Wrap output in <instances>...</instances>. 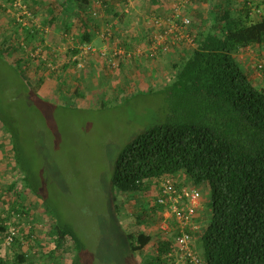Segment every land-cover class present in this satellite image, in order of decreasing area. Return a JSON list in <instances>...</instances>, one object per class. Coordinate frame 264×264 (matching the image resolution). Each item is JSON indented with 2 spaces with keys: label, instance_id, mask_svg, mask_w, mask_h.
<instances>
[{
  "label": "trees",
  "instance_id": "1",
  "mask_svg": "<svg viewBox=\"0 0 264 264\" xmlns=\"http://www.w3.org/2000/svg\"><path fill=\"white\" fill-rule=\"evenodd\" d=\"M13 1L7 0V4L12 6ZM88 1L87 7L79 14L83 18L93 19L92 26L95 31L93 36L86 34L84 38H79L77 46L68 47L67 55L96 52L95 60L99 64L105 63L110 68L119 70L122 68L123 59L129 57L126 55V43H118L125 51L123 54L113 56L111 53L114 50L110 48L109 57L101 56L99 51H82L81 48L86 44L94 46L91 43L92 37L102 33L99 20L101 18L97 17V12L95 16L92 15L95 7L98 9L97 2L100 7H106L104 22L107 30L104 37L99 34V40L103 45V42L115 39L119 28L113 19L119 23L122 21L121 10L118 9L119 0ZM120 1L127 3V0ZM184 1L152 0L154 4L159 2L166 5L168 8L165 12H172L171 4L181 7L179 16L174 20L178 26H184L183 17L190 18L189 24H185V33L193 45L177 41L181 46L177 44L180 54L171 64L173 76L159 87V90H166L178 98L173 105L172 116L137 135L121 150L116 159L109 194L113 220L125 239L126 249L133 256L144 253L143 250L152 244L162 253L167 245L164 231L161 229L162 236H155L154 241L153 235L142 225L148 226L152 221H158L160 225L164 219L162 204L158 200L163 194L160 184L168 179L175 193L183 188L197 189L201 195L205 190L209 197L205 201L208 209L205 218L201 217L200 220L198 216L196 219L202 226L196 231L198 238L195 248L203 264H264V0H210L206 6H203L206 0H200V5L194 9L190 4L199 0H188V3ZM73 2L76 0H63L59 1V5L65 6L66 3ZM232 2H236L239 7L235 8ZM0 10L5 11L1 4ZM27 10L30 20L22 26L20 23L19 26L24 35L2 38L0 55L2 52L5 55L4 58L0 57L7 65L18 64L17 71L30 96L37 97L43 80L38 78L33 82L30 74L38 75L39 67L37 65L31 73L27 64L30 60L39 61V56H31V52L25 49L24 59L20 62L16 58L13 60L16 47L21 48L24 42L31 44V50H34L32 39L39 34L36 21L31 19V15L37 21L38 17L35 12ZM47 11L50 15L54 8L48 7ZM194 17L198 23L193 20ZM140 18L144 25V35H147L144 45L147 47L154 41V26L147 23L146 16ZM42 37L41 34V40ZM79 44L82 45L78 46ZM167 46L168 52H172L174 44L168 43ZM162 48L163 46L158 47L153 57L149 56L146 60L165 54ZM166 51L167 49L164 52ZM77 58L80 56L69 60L74 67L79 66L80 61ZM113 60L118 62L112 65ZM40 63L45 64L42 59ZM151 85V88L155 87L154 83ZM59 88L58 85L57 90ZM0 111V125L5 127L11 137L14 167L21 175L19 180L28 189L23 182L27 180V172L24 173L22 165L18 163L19 144L16 142L18 134L12 123L14 118L5 117L3 111ZM14 187L15 183H12L7 190L13 191ZM29 189L38 198L36 190ZM18 192L16 188L15 193L19 194ZM121 196L133 199L126 217L134 221L136 227L128 231L127 228H122L118 216L122 208L118 202ZM8 206L10 207L6 211L0 209V237L6 232L7 223L10 221L20 228L14 244L20 248L22 238L32 241L30 250L41 248L39 231L32 226L26 234L21 230L24 219L25 222L32 220L31 208L26 207L23 201L14 199ZM47 216L48 226L42 233L51 247L48 245V252L43 255L51 260L59 255L61 257L69 252L68 245L71 242L74 247L69 254L70 264L76 263L85 253L77 233L52 216ZM167 222L172 229L176 226L173 216ZM14 244L5 247L4 251ZM150 254L145 259V264L163 262L160 257ZM27 257L22 251L15 253L11 261L8 257L0 256V262L28 264Z\"/></svg>",
  "mask_w": 264,
  "mask_h": 264
},
{
  "label": "rangeland",
  "instance_id": "2",
  "mask_svg": "<svg viewBox=\"0 0 264 264\" xmlns=\"http://www.w3.org/2000/svg\"><path fill=\"white\" fill-rule=\"evenodd\" d=\"M41 1V6L44 7L46 3H54L55 0ZM127 2L129 3L125 7L123 2L118 4V9L123 15H120L122 21L119 23L113 19L119 31H123L125 36L116 37L114 41L108 40L100 46L106 47L105 57L107 55L109 57L110 48L124 51L118 43L121 45L126 43L128 47L125 49L131 52V56H135L124 58L122 68L119 70L110 68L105 63L99 64L94 57L93 59L90 57L89 60L91 59L94 68L91 65L93 70L90 67L84 70L88 77V80H85L80 73L83 71V61H88L85 57L89 53H80L77 55L80 56L79 66L74 67L76 70L68 71L66 76L58 73L59 59L63 56H56L60 54H55L53 50L56 40L44 35L41 40V35L38 34L32 39V43L35 44L34 50H31V44L24 42L21 45L22 49L16 47L13 53V60L16 58L19 62L24 59L25 49L31 52V56H39V61L30 60L27 64L31 73L37 65L39 67L38 75L30 74L33 82L38 78L43 80L38 91L39 96L34 97L30 96L17 71L18 64L7 65L0 57V109L4 113L3 116L14 118L12 123L18 134L16 142L19 144L18 163L22 165L24 173L27 172V180L23 182L28 187L26 189L23 186L22 181L19 180L21 175L14 167L10 134L0 125V194H2L0 209L9 208L8 204L13 199L23 201L26 207L31 208L32 220L25 222L24 219L21 230L27 231L32 226L37 232L39 231L42 244L41 248L34 249V252L32 251L27 257L28 264H70L69 254L74 247L71 242L68 245L69 252L61 257L59 255L58 258L51 260L43 255L48 252L49 245L42 233V230L44 231L48 226L47 215L72 228L81 240L85 253L74 264H145V259L150 257V253H155L153 244L145 248L146 252L143 250L144 253L134 256L126 249L125 239L119 233L120 229L113 220L109 206L110 181L121 150L137 135L172 116L173 105L177 103L178 98L170 95L166 90H159V87L173 76L174 70L171 64L179 57L180 52L179 46H174L172 52H165L159 57L146 60L150 55L148 46H144L147 35H144L143 21L141 18L139 21L137 15L133 18L135 14L131 15L130 12L132 8L136 10L139 8L132 5L133 0ZM143 2L142 4L145 5L142 6L143 14L147 18V23L153 18H158V15L170 13V11L165 12L168 7L163 3L158 2L149 7L145 1ZM184 2L188 3V0ZM209 2L210 0H206L203 6ZM18 3L24 5L26 10L29 9L26 6L28 0H17L15 6H9L7 0H0L2 9H5V11L0 10V40L11 38L13 35L19 37L24 35L16 18L22 19L21 26L27 24L30 19L21 13ZM55 3L61 9L60 13L63 15L70 13L66 10V5L60 6L59 1ZM200 3L199 0L191 3L190 6L194 9ZM232 3L235 8L239 7L236 2ZM173 5L171 4L170 10ZM97 7L98 9L95 7L97 15L102 17L101 9L105 7H100V4ZM31 17L36 21V27L42 26L32 15ZM193 20L196 22L197 19L193 18ZM125 30L127 32H124ZM38 31L41 33L40 30ZM137 32H140V35L127 36L128 33L132 35ZM162 40L163 38L160 39L161 42ZM184 43L188 44L186 41L182 42ZM80 45L82 44L78 46ZM94 47L96 51L100 49ZM137 49V52L143 56L138 55ZM93 54L96 56V52ZM3 55L4 52L0 56ZM40 59L45 62L44 65L40 63ZM9 62L13 61L9 58ZM72 75L75 78L70 80ZM103 78H106V82L103 80L102 84L100 79ZM91 79L95 83L88 82ZM152 83L155 87L151 88ZM58 85L60 88L57 90ZM12 183H15V187L13 191H8L7 187ZM16 188L19 194L15 193ZM29 188L36 190L38 198L29 191ZM202 193L201 197L207 195L205 190ZM129 198L131 197L121 196L118 199L122 207L118 216L122 228H127L126 231L136 227L135 222L126 217L133 200ZM204 201L205 199L200 198L199 212L197 211L200 220L201 217L205 218L204 215L208 212ZM150 223L148 226H142L153 235L155 241V236H162L160 226L164 223V219L160 225L158 221ZM10 248L0 256L8 257L11 261L15 253L22 252V246L19 248L14 244Z\"/></svg>",
  "mask_w": 264,
  "mask_h": 264
},
{
  "label": "built area",
  "instance_id": "3",
  "mask_svg": "<svg viewBox=\"0 0 264 264\" xmlns=\"http://www.w3.org/2000/svg\"><path fill=\"white\" fill-rule=\"evenodd\" d=\"M16 2L17 0H14L12 6H15ZM98 4L100 3L97 2L96 5ZM18 8L21 9L22 14L30 17L29 12L26 10L24 5H20V3H18ZM171 10V13L158 15V18H153L148 22L154 26V41L148 46L150 57H153L160 46H163L162 50L165 51L168 48V43L175 44L178 42L180 43V41H186L188 44L191 43V45H193V42L189 38L188 34L185 33V24H189V19L183 17L182 20L184 26H178L174 19L179 16L181 11L180 6L174 4ZM92 15H96V10H93ZM17 19L19 20V18ZM163 29L164 31L162 32ZM161 38H163L162 42L160 41ZM86 49L92 50L90 46ZM99 53L101 56H105L107 54L106 48L103 47L102 49H99ZM117 53H120L119 50L114 51L112 55L114 56ZM112 65H114V63H112ZM160 185L163 188V194L158 201L162 204L161 212L164 216V223L161 224L160 228L165 233L167 245L166 250L162 253H159L158 248H155V253L153 255L158 256L161 260H163L161 264H203V260L195 248L198 238L196 236V231L200 230L202 226L201 223L196 221L199 212L198 207L200 206V191L197 189L188 190L183 188L180 192L176 191L177 193H175V191L170 187L168 179ZM172 216L174 217L176 223V226L173 229L167 222V220ZM19 229L20 228L18 226L11 224L10 221L7 223L6 232L0 237V255H3L5 252V247L15 243V237L20 234ZM28 230L24 232L22 230V233L26 234ZM20 241L22 251L25 253V256L29 257L32 251L34 252V250L29 249L32 241L22 238H20Z\"/></svg>",
  "mask_w": 264,
  "mask_h": 264
},
{
  "label": "crops",
  "instance_id": "4",
  "mask_svg": "<svg viewBox=\"0 0 264 264\" xmlns=\"http://www.w3.org/2000/svg\"><path fill=\"white\" fill-rule=\"evenodd\" d=\"M57 1H63V0H55L54 3L48 2V3H46V5L44 7L41 6V4H42L41 0H28L27 4H28L29 9L31 11L35 12V15L38 17L39 23L42 25V27H38L37 32H39L38 30H40L42 35L56 40L55 42H57V43H56L55 47L53 48V50H54L55 54L56 53L60 54V55L56 54V56H58V57L63 56L61 59L58 58L60 60L58 73H63L66 76V73L68 71L70 72L72 69H75L73 64L71 62H69V60L71 58L77 56V55H67L68 54V52H67L68 47L77 46V44L79 43L78 42L79 38L80 39L84 38V36L86 34L93 36L92 34L94 33L95 28L92 26L93 25V23H92L93 19L92 18H90V17H84L83 18L82 15L79 14L83 8L87 7V5L89 3L88 0H76V2H73L70 4H68L69 2L66 3V6H65V7H67L66 10H69V12H70L67 15H65V14L63 15L62 13H60L61 9L55 3ZM143 1H145V3H147L148 6L149 5L151 6L154 4L152 2V0H133L132 5H134V7H137V9L139 8L138 10H140V11L136 10L135 8H132L130 12H131V15L133 13L135 14L133 18H135L136 15L137 16L139 15L138 16L139 21H140V19H139L140 16H144V14H143L144 8L142 6H145V5L142 4V3H144ZM120 2L121 1L119 0L118 1L119 5H120ZM127 3H129V2H127ZM127 3L123 4L124 7L127 5ZM48 7L55 8L53 13L50 15L47 13ZM105 8L101 9V10H103V15H101L102 17H99L97 15V17L101 18L99 20H100V27H101L100 29H102L101 30L102 32H105L107 30V26L105 25V22H104V18L106 15L105 14V11H106ZM128 15L130 18V14H128ZM121 16H123V15H121ZM194 19H196V18L194 17ZM99 20H98V22H99ZM44 29H45V31H44ZM153 31H154V29H153ZM124 32H127V31L125 30ZM41 34L39 33V35H41ZM99 34L100 33H97V37H96V35L94 37H92V41H91V43L96 47L101 46V40H99ZM123 34H124L123 31H119V33L116 34L115 38L116 37H124L125 35H123ZM137 35H140V32L139 33L137 32L136 34H132V35L128 33L127 36H137ZM111 41H114V40H111ZM105 42H107V41H105ZM60 44L62 46H60ZM90 57L95 58V55L93 53L88 54L85 57L88 59V61L87 60L83 61L84 66H83L82 70H83V76H84L85 80H88V77H87V74L84 73V70L86 71V69H89V67L91 70H93V68H94V64L91 63V59L89 60ZM66 59H67V61H66ZM61 60H64V61H61ZM77 60H79V58H77ZM91 65L93 66V68ZM97 69L99 70V68H97ZM99 71H97V72H99ZM78 72L79 71H77V73ZM80 76L82 77V73H80ZM74 78H75L74 75L70 76V80H73ZM100 80L102 81V84H103V80L106 82V78L105 79L103 78ZM90 81H93L92 83H95V81L93 79L89 80L88 82H90ZM204 197L205 196H203L201 198L203 200L205 199V201H207V199L209 198L207 195L205 198ZM0 264H1V262H0ZM6 264H10V263L6 262Z\"/></svg>",
  "mask_w": 264,
  "mask_h": 264
},
{
  "label": "bare ground",
  "instance_id": "5",
  "mask_svg": "<svg viewBox=\"0 0 264 264\" xmlns=\"http://www.w3.org/2000/svg\"><path fill=\"white\" fill-rule=\"evenodd\" d=\"M186 18H188V17H186ZM16 19H17V18H16ZM188 19H189V18H188ZM189 20H190V19H189ZM17 21L20 22V23H22V19H21V18H20L19 20L17 19ZM23 24H24V23H23ZM100 36H101V37H104V32H102V33L100 34ZM181 42H183V41H181ZM181 42H180V43H181ZM177 44H178V43H175L174 46L177 47L178 45H180V44H178V45H177ZM181 44H182V43H181ZM88 46H90V48H91L92 50H90V49H86ZM174 46H173V47H174ZM104 47H105V46H104ZM81 48H82V51H88V50H90L91 52L96 51V48H95L94 46H91V44L82 45ZM101 48H102V47H100V49H101ZM105 48H106V47H105ZM98 51H99V49H98ZM114 51H118V49H114ZM114 51H113V52H114ZM137 51H138V49L136 50V52H137ZM168 51H169V47L167 48V51H166V52H168ZM119 52H120V53H117V54H123L125 51H121V50H119ZM106 53H107V52H106ZM137 53H138V52H137ZM163 53H165V52L163 51ZM112 54H113V53H112ZM117 54H116V55H117ZM138 54H141V53H138ZM126 55L130 57V56H131V52H128ZM105 56H106V55H105ZM112 63H114V62H112ZM114 64H115V63H114Z\"/></svg>",
  "mask_w": 264,
  "mask_h": 264
}]
</instances>
